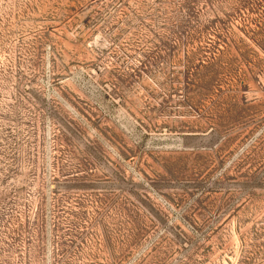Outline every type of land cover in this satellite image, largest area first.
Masks as SVG:
<instances>
[{
    "label": "rangeland",
    "instance_id": "rangeland-1",
    "mask_svg": "<svg viewBox=\"0 0 264 264\" xmlns=\"http://www.w3.org/2000/svg\"><path fill=\"white\" fill-rule=\"evenodd\" d=\"M0 264H264V0H0Z\"/></svg>",
    "mask_w": 264,
    "mask_h": 264
}]
</instances>
